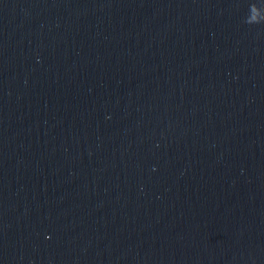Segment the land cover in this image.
I'll use <instances>...</instances> for the list:
<instances>
[{
	"label": "water",
	"instance_id": "1",
	"mask_svg": "<svg viewBox=\"0 0 264 264\" xmlns=\"http://www.w3.org/2000/svg\"><path fill=\"white\" fill-rule=\"evenodd\" d=\"M0 264H264V0H0Z\"/></svg>",
	"mask_w": 264,
	"mask_h": 264
}]
</instances>
